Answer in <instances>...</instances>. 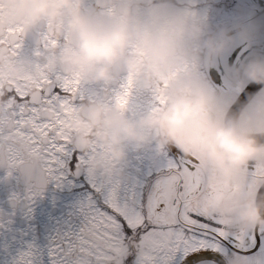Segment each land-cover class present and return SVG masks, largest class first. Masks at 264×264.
Segmentation results:
<instances>
[{
  "label": "clouds",
  "instance_id": "1",
  "mask_svg": "<svg viewBox=\"0 0 264 264\" xmlns=\"http://www.w3.org/2000/svg\"><path fill=\"white\" fill-rule=\"evenodd\" d=\"M42 29L41 46L31 55L0 47V111L13 100L9 83L41 73L113 89V102L97 94L68 113L71 143L88 155L87 176L126 183L132 153L144 150L157 157L173 148L185 157L200 155L216 185L211 212L224 229L232 234L264 228V190L242 195L249 168L264 164V95L232 112L203 71L250 39L247 28L240 27L238 36L228 29L214 33L173 0H0V34L19 30L24 37ZM235 75L264 84V55L251 57ZM138 90L153 103L133 117L129 106ZM125 92L122 107L116 97ZM23 154L27 189L44 157L31 146ZM225 261L246 264L238 253Z\"/></svg>",
  "mask_w": 264,
  "mask_h": 264
},
{
  "label": "snow or ice",
  "instance_id": "2",
  "mask_svg": "<svg viewBox=\"0 0 264 264\" xmlns=\"http://www.w3.org/2000/svg\"><path fill=\"white\" fill-rule=\"evenodd\" d=\"M22 39L19 30L0 34V47L19 53ZM6 90L13 100L0 111V168L8 177L20 172L24 146L44 157L31 187L12 193V207L30 215L50 183L81 190L70 219L47 249L29 243L15 264H44L43 257L47 264H207L228 243L232 234L211 212L216 185L202 156L167 153L130 171L126 183L93 180L83 171L88 155L72 145L67 127L68 113L83 99L81 83L41 73L9 83ZM116 100L125 106L127 93ZM256 189L264 190V164L249 168L242 195Z\"/></svg>",
  "mask_w": 264,
  "mask_h": 264
},
{
  "label": "flooded vegetation",
  "instance_id": "3",
  "mask_svg": "<svg viewBox=\"0 0 264 264\" xmlns=\"http://www.w3.org/2000/svg\"><path fill=\"white\" fill-rule=\"evenodd\" d=\"M91 3L92 0H89ZM177 6L189 7L201 16L212 32L230 30L232 35L239 33V28H247L251 37L239 41L211 67L204 68V74L222 97V106L232 112H239L258 96L264 95V84L252 82L235 75V70L255 55H264V0H173ZM43 29L23 37L19 53L31 55L42 38ZM99 94L108 102L114 101V90H105L99 84H82L80 95L83 99ZM81 99V100H83ZM243 99V100H242ZM78 102V101H77ZM152 97L138 90L130 103L129 115L136 117L147 111L152 105ZM169 156L183 155L173 148ZM155 157L154 150L132 153L130 171L141 163L147 167ZM7 169L0 168V264H15L20 249L34 243L42 251L47 249L57 230L65 225L74 211L80 195L79 188L65 186L57 188L50 183L42 197L33 205L30 215L18 207L13 208L10 197L13 192L26 189L21 173L16 171L11 177ZM246 264H264V228L232 233L226 245L219 253L213 252L207 264H226V255H236ZM219 257V259H216ZM46 259V257H44Z\"/></svg>",
  "mask_w": 264,
  "mask_h": 264
},
{
  "label": "rangeland",
  "instance_id": "4",
  "mask_svg": "<svg viewBox=\"0 0 264 264\" xmlns=\"http://www.w3.org/2000/svg\"><path fill=\"white\" fill-rule=\"evenodd\" d=\"M39 247V246H38ZM40 248V247H39ZM20 250H23V249H20ZM43 260H44V264H47V260L43 257Z\"/></svg>",
  "mask_w": 264,
  "mask_h": 264
},
{
  "label": "water",
  "instance_id": "5",
  "mask_svg": "<svg viewBox=\"0 0 264 264\" xmlns=\"http://www.w3.org/2000/svg\"><path fill=\"white\" fill-rule=\"evenodd\" d=\"M243 100V99H242Z\"/></svg>",
  "mask_w": 264,
  "mask_h": 264
}]
</instances>
